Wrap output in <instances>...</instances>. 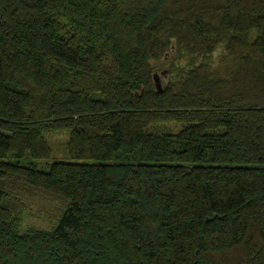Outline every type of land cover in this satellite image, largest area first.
Segmentation results:
<instances>
[{
    "label": "trees",
    "instance_id": "trees-1",
    "mask_svg": "<svg viewBox=\"0 0 264 264\" xmlns=\"http://www.w3.org/2000/svg\"><path fill=\"white\" fill-rule=\"evenodd\" d=\"M0 264H264V0H0Z\"/></svg>",
    "mask_w": 264,
    "mask_h": 264
},
{
    "label": "rangeland",
    "instance_id": "rangeland-1",
    "mask_svg": "<svg viewBox=\"0 0 264 264\" xmlns=\"http://www.w3.org/2000/svg\"><path fill=\"white\" fill-rule=\"evenodd\" d=\"M167 67V63L162 62L157 68V74L160 75V70ZM45 139L50 146L52 154L55 158H62L64 156V143L67 140V132L60 131L57 133L46 134ZM58 202L48 196H28L24 199V218L22 227L25 225H32L35 227L48 228L56 222V210Z\"/></svg>",
    "mask_w": 264,
    "mask_h": 264
}]
</instances>
